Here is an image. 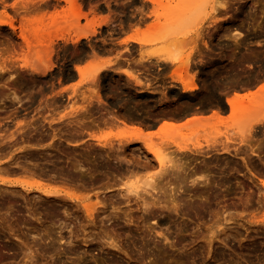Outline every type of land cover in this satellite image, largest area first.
I'll return each mask as SVG.
<instances>
[{
    "label": "rangeland",
    "instance_id": "rangeland-1",
    "mask_svg": "<svg viewBox=\"0 0 264 264\" xmlns=\"http://www.w3.org/2000/svg\"><path fill=\"white\" fill-rule=\"evenodd\" d=\"M219 1L222 4L226 3L224 8L226 11L224 9L220 11V7H217L221 4ZM58 2L63 4L61 7L66 8L65 2L61 0ZM165 2L168 6L164 7L160 18L156 19L150 15V11L153 9L152 4H150L149 18L142 25L136 27L139 31H143L147 25L150 27L156 21V25H159L160 22V29H158V32L156 31L161 33L159 41L150 44H138L133 41L123 42L125 38L133 36L136 28L132 27L122 36L116 50L109 52L94 50L96 52L91 53L94 56L96 55L94 57L89 53L90 50L84 52V49H81L83 42L90 44L91 41L79 39L77 42L71 43L69 40H53L50 44L54 52L50 55V62L53 67L44 75H38L39 97L33 98L32 92L35 91V88L29 87L24 89L23 98L12 94L8 99L9 118L13 117L11 119L13 124L8 126L6 132L0 131V179L19 183L12 185L8 183L0 184V227L3 225V232H0V234L3 233L2 236H4L0 235V255L2 254V242L6 240L4 239L6 233L12 229L10 233L15 232L14 235L21 240H10L16 244L15 246L20 248L22 245L19 244L29 243V246H33L31 252L36 250L38 253H44V255H42L43 253L35 255L36 261H33L37 264H50L48 263L50 262L48 256L51 255L55 260V264H70L72 256L69 253L70 247L69 245H63V243H56L59 236L65 240L69 236L68 232L72 231L80 240L90 230L89 227L85 228L87 223L84 215L75 211L72 205L76 203L87 205L98 203V209H102L103 212L99 210L96 221H103L106 227H111L113 232L117 233L118 236L114 233L113 239L115 238L116 242L120 240L123 249H128L132 260H136V262L130 261L127 263L122 256L115 255L114 251L108 253L98 251V246L95 243L88 246L80 243L79 252L81 255L79 254V256H82L81 262L83 264H93V259L97 264L115 262L120 264H160V261H162L161 264H264V185H262L264 183V123L254 125L250 136L243 135V137L242 133L237 131L238 128H245L247 124L264 118V90L253 102L251 100L245 104L246 107L249 105L253 107L252 105H254L252 110L250 107L242 106L245 109L240 107L237 115L231 119L226 116L228 115L226 112L228 107L222 102L224 97L235 91L238 93L252 92L256 86L264 85V0H190L189 6H186L188 3L183 2V0H165ZM227 6H229L228 11ZM51 16L48 13L43 17V30L47 34L44 39H51V36L55 34V18ZM103 18L108 23V17L89 18L86 16V18L78 20V26L84 27L91 20L99 21ZM37 20L38 17L25 19V24L23 23L21 27L26 41L29 40L30 44H37L34 46L35 48L38 46L36 51L33 47V51L23 49L13 52L12 55L16 56H14L15 59L13 58V60H16L13 62L14 64H21L24 56L26 62H29L30 65L32 64L36 68L40 67L39 60L36 58L41 48L38 45L39 24ZM71 20V16L69 18L65 17V20H59L60 22L57 24V28H61V34L64 35V38H69L68 36L74 38L70 26ZM156 28L152 29L155 31ZM95 29L98 31L99 27ZM151 31H147V33L151 34ZM235 33H240L238 39L243 40L235 43L236 47L232 44V42L234 43V41H231L232 38L231 40L228 39ZM34 37L38 39L35 40ZM87 39H90V36ZM30 40L32 42L38 40V42L34 41L32 43ZM239 42H241L240 45H237ZM64 49L70 50L68 52ZM72 51H74V54ZM197 51L202 57L197 55ZM149 53L164 58L181 59L182 61H186L185 57L189 55L187 61L188 73L195 76L193 82L197 87L200 85V82L195 79L198 75V69H205L206 66L213 68L214 65H216L214 67L216 68L217 65H223L225 60H229L228 68L230 70L223 72L224 67H217L218 72H216V76L212 77L209 88L205 87L202 91L196 90L180 94L173 86L180 87V90L181 86L173 81L171 77L173 72L177 70L178 63L147 59L145 56ZM232 54H235L234 58L231 57ZM69 56H72L71 59ZM64 58H69V61L65 63ZM209 58L221 62H211V66L202 62L203 60H209ZM107 60L110 63L109 68L107 67L109 70H103L99 73L96 83L86 82L80 86L78 85V87L71 88L72 84L74 85L79 79L74 71L75 65L85 66V72L89 75L93 72V67ZM88 63L92 65H88ZM125 68L129 69L140 80L139 85H135L133 80L120 72ZM29 69L27 71L23 70L26 76L33 73ZM35 74H32L31 78L28 76V78L33 79ZM86 74L85 76H87ZM51 76L54 77L56 84L52 88H46L45 86ZM248 80L251 83H248ZM110 85L114 87L112 88L113 93L111 87H109ZM157 85L162 87H157ZM219 85H225L228 88H221ZM108 88L109 91H107ZM90 90L98 91L101 98L100 102L97 101L94 95L90 94ZM176 91L175 95L171 94ZM217 91L226 93L218 96L216 95ZM82 94L91 96L90 103L82 101ZM189 99L191 101L199 99L198 101L203 102L205 109L201 113L204 116L210 115L213 110L222 112V124L213 126L218 127L227 135L222 134L219 138H217L218 136L213 138L209 135L207 129L201 131L202 136H198L201 134L199 132L198 137L192 136L195 138L190 139L186 129H181L182 134H177L172 139L186 146H190L191 143L200 144L201 149L195 154L205 155L214 152L213 154L218 155L221 152L219 149L228 148V153H222V156L233 155L242 158H183V155L187 152H177L172 144L162 147L161 152L166 156H175L179 161L187 163L188 167L189 165L190 168L193 167L191 168L192 175L188 172L187 181H195L191 189L189 186L187 190L177 192V197L174 194L176 197L174 204L177 201L178 205L181 203L180 209L171 212L170 209L161 210L156 208L158 215H160L155 221L162 220L165 222L164 226L168 231L164 227L165 231L162 228L160 231L163 234L167 231L168 234L165 233V236L169 235L168 238L172 246L174 245V248H168V243L166 245L162 238L155 236L156 242L154 238L146 237L144 234L141 235L144 229H141L142 232H137L135 226L125 224L122 217L123 213L129 212L133 220H138L136 218L139 216L135 206L136 198L133 197L132 192L141 194V190L144 189L149 194L151 193L154 199L161 196V199L168 200L170 198V196L168 198V195H172L173 192L167 190H171L170 187H177V184L173 182V179H170L171 186L163 191L168 186L164 184L166 181L164 180L163 183L158 184L157 189L160 190L159 192L155 191L156 193L143 187L142 179L145 176H152L156 173L155 171H158V167L152 161L151 156L146 154L140 142L127 143L125 139L118 141L112 137L122 130L123 126L120 123H110V121L112 117L120 114L121 118L138 122L140 125L149 124V118H159L155 122V125H157L165 119L161 117L162 113L160 112L163 105H175L177 102L183 101L179 106H187L184 101L191 102ZM68 105H71V107ZM73 106H77L75 108L84 106L86 108L84 114L82 111L79 112L80 114H73L72 110L70 111ZM21 107L23 108V114L19 112ZM123 111H125L124 114ZM188 112V109L184 111L186 115L190 114H187ZM194 112L200 111H193L192 113ZM186 115H179V117L182 116V118H179V122L184 121L186 117H190ZM81 120L86 124L87 121H93L94 124L81 125ZM133 126L139 127L138 124ZM143 127L141 128L144 130ZM87 132L99 138L105 137L108 132H111V138L108 139L105 146L120 149L116 153L118 158H124L129 162L139 161L141 166L146 163L141 162L140 159L137 160L138 158L146 156L151 161L146 166L135 169V173L137 171L136 178H134L135 176H125L116 178L114 181L113 179L108 181L104 174L98 172H106L105 165L109 162L106 159H99V153L104 155L107 148L97 145V140L90 139ZM144 132L146 131L144 130ZM206 134L208 137H206ZM163 138L165 139L166 136L160 134L153 136L150 141L157 146H161L159 143L163 142ZM213 139L217 144L220 142L221 144H211ZM207 142L210 143V151H204L207 149ZM4 143H6V151L3 148ZM70 144H74V146ZM212 145L216 150L211 148ZM248 146L251 147L252 153L248 151ZM110 155L111 158L115 156V154ZM67 158L80 161L83 169L79 172H71ZM201 161L207 163V166L212 165L209 168L208 175H210L211 180L214 179L215 184L210 189L209 187H199L205 175H207L206 170L201 171L202 169H199ZM218 167H221L222 170L221 168L218 170ZM21 182L30 186L39 185L42 189L55 190V196H44L36 188L26 187L23 189L20 187ZM163 185L166 187L163 188ZM119 193L130 197V202L127 203L121 199ZM142 196L145 197L147 202L152 201L148 195L144 196L143 194ZM167 203L169 206L166 205L171 207V203ZM113 209H116L114 213H117V216L121 215L122 217H115V214L112 213ZM49 213L53 214L49 215ZM150 223L151 221H146L145 225L153 226ZM5 226H12L15 230L12 227L5 228ZM35 230H37V233L34 232ZM156 230L158 229L156 228ZM47 237L49 239H45ZM39 238L45 239L47 243L45 242L46 244L42 245L43 242L41 243L42 240L39 242ZM159 239H162L163 243H159L161 241ZM51 240L55 241L53 243L54 247L59 246L57 249L62 251L50 252L45 246ZM159 245H162V247ZM158 246L162 253L159 252ZM139 250L141 254L138 253V256L137 252ZM19 255H10L11 257H8V259H3L0 256V264H24L26 257L20 255V258ZM75 256H72V258L74 259Z\"/></svg>",
    "mask_w": 264,
    "mask_h": 264
},
{
    "label": "bare ground",
    "instance_id": "bare-ground-1",
    "mask_svg": "<svg viewBox=\"0 0 264 264\" xmlns=\"http://www.w3.org/2000/svg\"><path fill=\"white\" fill-rule=\"evenodd\" d=\"M25 1H27V0H25ZM42 5H41V7H40V11H39V16H38V20H37V23L39 24V39L37 38V37H34L35 38V40L36 39H38L39 40V42H38V40L37 41H35L36 43L38 42V45H40V49H39V55H37V57L36 58H38V60H39V65H40V67H38V68H36V67H34L32 64L30 65V63L29 62H26V57H24L23 56V58L24 59H22L21 60V64H19V69H20V71H23L24 69L27 71V69L28 68H30L29 70H30V72H33V73H31L30 74V76L28 75L29 74V72H27L28 74V76L31 78L32 76V74H34V73H36L37 74V76L39 75V74H42V75H44L46 72H48V71H50L51 70V68L53 67V65H52V63L50 62V55L52 54V53H54L53 52V49L51 48V46H50V44L52 43V41L53 40H63V41H67V40H69V41H71V43H75V42H77L79 39H87L89 36H91V35H93L95 32H96V27H100V25H102V24H106L107 22H106V19L105 18H103V19H101V20H91L90 22H88V24L86 25V26H84V27H79L78 26V20L81 18V17H83V18H86V16L85 15H83V14H81L80 13V8H79V6L77 5V1L76 0H61V1H63V2H65L66 3V8H63V7H58L57 5H55V6H53V8H52V11L51 12H49V14L50 15H52L51 17H54L55 18V27H56V29H55V34L53 35V36H51V39H48V38H46V39H44L45 38V36L47 35V34H45V32H44V30H43V17L45 16V15H47L48 14V2H46L47 0H38ZM56 2H58V1H60V0H55ZM168 1V0H167ZM189 1L190 0H183V2H185V3H188L186 6H189ZM149 2L152 4V10L150 11V15H152L153 17H155L156 19L157 18H160L161 16H162V11H163V9H164V7H166V6H168L167 5V3L165 2V0H149ZM220 2V1H219ZM218 2V3H219ZM232 2V1H231ZM166 3V4H165ZM221 3V2H220ZM225 3V2H224ZM227 3H229L228 1H227ZM226 4V3H225ZM225 4H219V5H217V7L219 6L220 7V11H222V9H224L225 8ZM227 5H229V4H227ZM170 6V5H169ZM228 7L229 6H227V11H228ZM176 10V9H175ZM215 10H217V8H215ZM214 10V11H215ZM213 11V12H214ZM218 11H219V9H218ZM224 11H226V9H224ZM172 12V11H171ZM174 12V11H173ZM216 12V11H215ZM175 13H176V11H175ZM72 17V22H71V24H70V26H71V30L73 31L72 33H74V38H71L70 36H68L69 38H64V35L63 34H61V31L62 30H60L61 28L59 27V28H57V24H58V22H60L59 20H65V17H67V18H69V17ZM142 22L143 21H139V22H137L136 23V26L134 25L133 27H139V25L141 24L142 25ZM157 22V21H156ZM156 22L151 26L150 25V27L147 25V27L145 28V29H143V31H139L137 28L135 29V31H134V34H133V36H130V37H127V38H125L124 40H123V42H128V41H133V42H135V43H138V44H146V43H151V42H156V41H159L160 40V34L161 33H157L158 32V29H160V22L158 23L159 25H156ZM4 23H7V22H5V21H3V20H0V24H4ZM8 24H10V23H8ZM25 24V23H24ZM61 24V23H60ZM152 24V23H151ZM11 25V24H10ZM154 25H156V26H154ZM241 25V24H240ZM154 26V27H153ZM11 27V26H10ZM155 27H157L156 29L157 30H153L152 28H154L155 29ZM22 29V28H21ZM24 29V28H23ZM151 29H152V31H151ZM162 29V28H161ZM147 31H151V34L149 33V35H148V33H147ZM157 31V32H156ZM22 32V31H21ZM159 32H160V30H159ZM68 33V32H67ZM70 33V32H69ZM147 33V34H146ZM154 33V34H153ZM21 34V33H20ZM33 34H34V32H33ZM146 34V35H145ZM69 35V34H68ZM150 35H152L151 37H150ZM158 35V36H157ZM147 36H149L148 38H147ZM21 37H22V39H23V41H24V43L26 44V50L27 51H33V47H32V49H31V47H30V42H28V41H26V39H25V36H24V34H21ZM238 37H240V33H235V34H233L232 35V37H228V39H230L231 40V38H232V40L231 41H234V43L232 42V44L236 47V45H235V43H237L238 41H243V40H239L238 39ZM199 38V37H198ZM200 39H201V37H200ZM238 39V40H237ZM31 42H32V40H30ZM34 41L32 42V43H34ZM40 41H41V43H40ZM68 41V42H69ZM245 41V40H244ZM44 42V43H43ZM29 43V44H28ZM240 43L241 42H239V44H237V45H240ZM204 44V43H203ZM35 45H37V44H35ZM34 44H33V46H35ZM64 46V45H63ZM38 46H36V48H37ZM234 47V48H235ZM36 48L34 47V49H35V51H36ZM238 48V47H237ZM30 49V50H29ZM65 51H68V50H70V49H64ZM75 50V49H74ZM86 51H87V49H85ZM85 50H83L84 52H86ZM89 51V50H88ZM91 51H93V52H91ZM97 51H99V50H97ZM69 52V51H68ZM74 51H72V53H73ZM83 52V53H84ZM96 52V51H95ZM94 52V50L93 49H91L90 51H89V53L91 54V53H95ZM102 52H109V51H102ZM89 53H87V54H89ZM197 53V55L198 56H201L200 55V53L197 51L196 52ZM234 53V52H233ZM63 54H64V52H63ZM74 54V53H73ZM86 54V53H85ZM85 54H83V55H85ZM72 55V54H71ZM92 55V54H91ZM15 56V55H14ZM14 56L12 55H9V57H7V59H13L14 58ZM73 56V55H72ZM72 56H69L70 57V59H71V57ZM92 56H94V55H92ZM96 56V55H95ZM94 56V57H95ZM164 56V55H163ZM234 56H235V54H232L231 55V57L232 58H234ZM16 57V56H15ZM87 57H89V55H87ZM86 57V58H87ZM93 57V58H94ZM147 59H158V60H161V61H168V62H170V63H178V66H177V70H175V72H173V74H172V79H173V81H176L180 86H181V91H182V93H187V92H193V91H196V90H200V91H202V90H204L205 89V86L203 85V83H204V80H200L199 79V75H197L196 76V78L195 79H197L199 82H200V85L197 87V85L193 82V80H194V75L193 74H189L188 73V63H187V61H188V59H189V55L187 56V57H185L186 58V61H182L181 59H176V58H164V57H162V56H160V55H155L154 53H149V54H147L146 56H145ZM202 57V56H201ZM84 58V57H83ZM90 58V57H89ZM184 58V59H185ZM15 59V58H14ZM73 59V58H72ZM62 60V59H61ZM14 61H16V60H14ZM209 61H211L210 60V58H209ZM71 62V61H70ZM18 63V62H17ZM214 63V62H213ZM70 64V63H69ZM90 63H88V65H89ZM210 63H208V65H209ZM87 65V66H88ZM90 65H92V64H90ZM109 65H110V63H109V60H107V61H104V63H100V65L98 64V65H96L95 67H93V72L91 73V74H89V75H87L86 74V72H85V70H86V67L85 66H78V65H75L74 66V71L77 73V75L79 76V79H78V81L73 85L72 84V86H71V88H75V87H78V85L80 86L81 84H83V83H86V82H89V83H96V79H97V76H98V74L99 73H101L103 70H109L108 68H109ZM207 65V64H206ZM202 66V65H201ZM210 66H211V64H210ZM216 65H214V67H215ZM218 66V65H217ZM9 67V69L11 68L10 66H8ZM63 67V66H62ZM108 67V68H107ZM203 67V66H202ZM213 67V68H214ZM65 68V67H64ZM68 68V67H67ZM212 68V67H211ZM210 68V69H211ZM217 68V67H216ZM71 69V68H70ZM69 69V70H70ZM24 70V71H25ZM32 70V71H31ZM68 70V69H67ZM117 70V69H116ZM129 70V69H128ZM126 68L125 69H122V70H120V72L122 73V74H124L127 78H129V79H131V80H133L134 81V83H135V85H139L141 82H140V80L134 75V74H132V72L129 70L128 71ZM23 71V75H25V72ZM65 71V70H64ZM119 71V70H118ZM69 72V71H68ZM72 73V72H71ZM36 74L34 75V76H36ZM85 74L87 75V76H85ZM26 76V75H25ZM27 76V77H28ZM39 76H41V75H39ZM70 76H71V74H70ZM72 76H73V74H72ZM49 77V76H48ZM68 77H69V75H68ZM205 77V76H204ZM208 76H206V78H207ZM24 78H26V77H24ZM30 78H28L29 79V83H32L33 81H34V79H31L30 80ZM255 78H257V77H255ZM254 78V79H255ZM250 80V79H249ZM248 80V81H249ZM257 81V80H256ZM248 83H251V81H249ZM248 85V84H247ZM249 86V85H248ZM109 87H111V85L109 86ZM104 88H106V87H104ZM112 88H114V87H111V92L113 93V90H112ZM221 89V88H220ZM219 89V90H220ZM248 89V88H247ZM246 89V90H247ZM73 90H75V89H73ZM223 90H225V89H223ZM250 90V89H249ZM264 90V85H261V86H259L255 91H247L246 93H238L237 91H235V92H233L232 93V95L231 96H226V97H224V102H223V100H222V102L226 105V107H228V109H227V114L228 115H226L229 119H231V118H234L236 115H237V112H238V110L240 109V107H242V106H245L246 107V105L245 104H247L248 103V101L250 102L251 100V102H253V100L255 99V98H257L260 94H261V92ZM107 91H109V88L107 89ZM175 91V90H174ZM221 91V90H220ZM219 91V92H220ZM105 92H106V90H105ZM116 92V90L114 91V93ZM222 92V91H221ZM107 93V92H106ZM175 93H177V91L176 92H174V93H171V94H174L175 95ZM90 94L91 95H94L95 97H96V99H97V101L98 102H100V100H101V98H100V96H99V94H98V91H96V90H90ZM223 94H225V92H223ZM115 96H116V94H115ZM173 96V95H172ZM82 98V101H88L87 103H90V100H91V96H85L84 94H82V96H81ZM203 97V96H202ZM202 97H200L201 99H202ZM193 98V97H192ZM199 98V99H200ZM188 99V98H187ZM199 99H197V102H198V100ZM200 99V100H201ZM190 100V99H189ZM188 101V100H187ZM191 101V100H190ZM186 102V101H185ZM200 102H202V101H200ZM255 103V102H254ZM202 104V103H201ZM69 107H71V105H68ZM251 105H249V106H247L246 108H248V107H250ZM253 107H254V105H252ZM75 107H77V106H75ZM74 106H73V108H70V111L72 110V112H73V114L74 113H79V112H81L82 111V113L84 114V112H85V109L86 108H84V106L82 107H79V108H75ZM245 107L243 108V109H245ZM253 107H250L251 108V110H252V108ZM202 108H203V106H202ZM249 108V109H250ZM188 109V108H187ZM205 109V108H204ZM203 109V110H204ZM250 110V111H251ZM189 111H192V110H189ZM195 111V110H194ZM197 111H199V110H197ZM249 111V112H250ZM124 112L125 111H123L122 113L124 114ZM202 111H201V108H200V112H197V113H192V112H188L187 114H189V115H186L184 112H183V114L184 115H186V116H190V117H186L185 119H184V121H182L181 123L179 122V118L181 117L182 118V116H180L179 117V115H173V114H170L168 111H166V112H164L163 111V113L161 114L162 116L161 117H163V118H165L163 121H162V123L160 124V126L158 127V129H157V131H154V132H144V130L141 128V127H143L144 125H140L138 122H133V121H128V120H126V119H123V118H121L119 115L120 114H118L117 116H114V117H112L111 118V121H110V123H120V124H122V126H123V128H122V130H120V131H118V133L116 134V135H113L112 137H114L116 140H121V139H125L126 140V142L127 143H129V142H134V141H136V142H140L141 144H142V148L144 149V151L146 152V154H148V155H150L151 156V158H152V161H154L155 163H156V165H157V170L158 171H155L156 173H154L153 175H155V176H145L143 179H142V184H143V187H145V188H149L150 189V191L151 192H159V190L160 189H157L158 187V184H161V183H163L164 182V180H166L165 182H164V184H167L168 186H167V188H164V186L165 185H163V188H164V190L163 191H165V189H169L168 187H170L171 186V183L169 182V180L170 179H173V182H175L176 184H177V187H170L171 188V190L169 189V190H167V191H169V192H173V194L172 195H168V198H169V196H170V198L167 200V199H161V196H160V198L159 197H155L156 196V194L154 195V197H155V199L151 196L152 194L150 193H148L146 190H144V189H142L141 190V194L139 193V192H132L131 194H133V197L134 198H136L135 199V206H136V210H137V212L139 213V216L138 217H136L138 220H133V218H132V216H130L129 215V212H125V213H127V214H125V213H123L124 215H123V217L121 216V215H119V216H121L122 218H123V220H125L124 222H125V224H133L134 226H135V228L137 229V232H142L141 231V229H144L143 230V233L141 234V235H143L144 234V236H146V237H149V238H156L155 236H158L157 238H162L163 239V241H164V243H166V245H167V243H168V245H169V247L168 248H174V245L172 246V243L170 242V240H169V235L168 236H165V233L168 231L167 230V228H165V222L164 221H162V220H158V221H155L156 219H158V217H159V215H158V212L156 211V208H159V209H161V210H169L170 209V211L172 212L173 210H177V209H180V204L178 205V201H177V203L175 202V204H174V201H175V198L178 196H176V193L177 192H180V191H184L185 189L187 190L188 188H189V186H190V189L193 187V183H195V181L193 182V180L190 182V181H187V175H189V174H191V173H193V171L191 170V168H193V167H191L190 168V165H189V167H188V165H187V163H184V162H181V161H179V159L178 158H175V156H172V155H169V156H166L165 154H163L162 152H161V150H162V147L163 146H167V145H170V144H172L173 146H175V148H176V151L177 152H189V153H195V152H199V149H201V145L200 144H198V143H191L190 144V146H186V145H181V144H179V143H177V142H175V140L174 139H172V137L174 138L175 137V135H177V134H182V132H181V129H186V131L188 132L187 134H189L188 135V137L191 139V138H195V137H192V136H197L198 134H199V132L201 133L200 135H198V136H202V132L201 131H206L207 129H208V131H209V135H211L213 138H215V137H217V138H219V136L221 137V135L222 134H224V132L222 131V130H219V128L218 127H216V126H213V125H215V124H222V122H223V120H222V115H223V113L222 112H219V111H217V110H213L212 112H211V114L210 115H208V116H204V115H202V113H201ZM248 112V113H249ZM81 113V114H82ZM87 113V112H86ZM127 114H128V111L126 112ZM125 113V114H126ZM248 113H247V115H248ZM72 113H71V116L73 115ZM76 114V115H77ZM80 114V113H79ZM82 114V115H83ZM115 114V113H114ZM183 114H181V115H183ZM192 114V115H191ZM251 114V113H250ZM159 115V114H158ZM127 116V115H126ZM244 116H245V114H244ZM160 117V116H159ZM244 118V117H243ZM242 118V119H243ZM247 118V117H246ZM159 119V118H158ZM239 119V118H238ZM105 120H107V119H105ZM155 120H157V118L155 119ZM155 120H154V122H155ZM245 120V119H244ZM108 121V120H107ZM252 121V120H251ZM242 122V121H241ZM248 122H249V120H248ZM81 125H93L94 123H93V121L91 122V121H87V124H86V122L84 123V122H82V120H81ZM264 123V118L262 119V120H256V121H253L252 123H250V124H247V119H246V124H247V127H245V128H238L237 129V131L239 132V133H242V136L243 135H251V131H252V128H253V126L254 125H259V124H263ZM134 124H138L139 125V127H137V126H133ZM245 124V125H246ZM151 125V123L149 124V126ZM155 125V124H154ZM154 125H152V126H154ZM192 125H194V126H192ZM209 126V127H207V126ZM212 125V126H211ZM148 125H146L145 124V127H149ZM196 126V127H195ZM207 128H206V127ZM243 126H244V124H243ZM145 127H143V128H145ZM191 127V128H190ZM193 127V128H192ZM187 128H189V129H187ZM224 131H226V130H224ZM223 132V133H222ZM229 133V132H228ZM164 135V136H166V138L164 139L165 140V142L167 141V143H165L164 142V140H163V142L162 143H159V145L161 144V146H157L156 144H154V143H152L150 140H151V138L153 137V136H156V135ZM204 134H205V132H204ZM87 135H88V137L91 139H95V140H97V145H99L100 147H106L105 146V144L107 143V141H108V139H110L111 138V132H108L107 133V135L105 136V137H102V138H99V137H94L95 135H92L90 132H87ZM207 135V134H206ZM205 135V136H206ZM224 135H227L226 133L224 134ZM104 136V135H103ZM197 136V137H198ZM247 136H245V137H247ZM263 136V135H262ZM206 137H208V135L206 136ZM210 137V136H209ZM244 137V136H243ZM216 138V139H217ZM5 139V138H4ZM172 139V140H171ZM226 139H227V137H226ZM174 140V141H173ZM227 142V141H226ZM225 142V143H226ZM103 143V144H102ZM164 144V145H163ZM210 143H208L207 142V144H206V146H207V149L209 150V148H210V145H209ZM211 144H217L216 142H214V139H213V141H212V143ZM219 144H221V142L219 143ZM219 144H217V145H219ZM223 144H224V142H223ZM222 144V145H223ZM70 145H72V146H74V144H70ZM213 146V147H212ZM211 146V148H215L214 147V145H212ZM249 147V146H248ZM107 148V147H106ZM206 149V150H207ZM248 149V148H247ZM246 149V150H247ZM212 150V149H211ZM215 150H216V148H215ZM215 150H212V151H215ZM219 150H221V152H219V153H228V148H222V149H219ZM118 151H120V149H117V148H113V146H109L106 150H105V153H104V155H101L100 153H99V156H100V158L99 159H106V161L107 162H109L108 164H106L105 165V171L106 172H104V171H98V172H100V174H104V176H105V178L108 180V181H111V180H109V179H113V181L116 179V178H119V177H125V176H129V177H134V178H136V175L135 174H137V171H136V173H135V169H137V167H140V168H142V166L144 167V166H146V164L149 162V161H151L150 159H148L146 156H142L143 158H138L137 160H139L140 159V161L141 162H144V163H146L145 165L143 164L142 166L141 165H139V161L137 162H133V161H131V162H129L128 160H126V159H124V158H118V155L116 154ZM210 151V150H209ZM248 151L249 152H251L252 153V149H251V147H249V149H248ZM214 153V152H213ZM216 153V152H215ZM218 153V154H219ZM110 154H115V156H114V158H111L110 156ZM184 155H186V154H184ZM104 157V158H103ZM258 159V158H257ZM67 160H68V162H69V164H70V167H69V170L71 171V172H76V171H80V170H82L83 169V167H82V163L80 162V161H77V160H75L74 158H67ZM260 160V159H259ZM147 161V162H146ZM123 163V164H122ZM201 164H199L200 166H199V169H202L201 171H204V170H206L205 172H207V175H205V177H204V179H203V181H202V183L199 185V187H205V188H208L209 187V189L211 188V187H213L214 186V179L213 180H211V178H210V175H208V173H209V168L212 166L211 164H209V165H211V166H207L208 164L206 163L205 164V162L203 163V161H201L200 162ZM203 163V164H202ZM188 164H189V162H188ZM244 165H246L245 163H244ZM192 166V165H191ZM247 166V165H246ZM216 168V167H215ZM221 168V167H220ZM219 167H218V170L220 169ZM222 168H224L223 166H222ZM222 168H221V170H222ZM197 169V168H196ZM198 170V169H197ZM210 170H212V169H210ZM223 170H226V169H223ZM201 171H199V172H201ZM188 172H190L189 174H188ZM194 172H195V170H194ZM202 173H204V172H202ZM138 174H139V172H138ZM192 175V174H191ZM190 175V176H191ZM226 176V175H225ZM213 177V176H212ZM203 178V177H202ZM18 184L19 182H17V181H8V180H5V179H0V184ZM25 183L24 182H21V185H20V187H22L23 189H25L26 187L28 188H36L37 189V191H39V192H41V194H43L44 196H52V195H54L55 196V190H48V189H42V188H40V186L39 185H35V186H30V185H27V183L24 185ZM197 184V183H196ZM262 185H264V183H262ZM192 186V187H191ZM197 187H198V184L196 185ZM120 187V186H119ZM122 187V186H121ZM120 187V188H121ZM166 187V186H165ZM163 188H161V189H163ZM195 188V187H194ZM193 188V189H194ZM162 191V192H163ZM155 192V193H156ZM161 192V193H162ZM144 194V196L145 195H148V197H150L151 199L150 200H152L151 202H147L146 200H145V197H143L142 195ZM163 194V193H162ZM174 194H175V196H174ZM180 194V193H179ZM119 197H121V199H123L124 201H126L127 203L128 202H130V197H128L126 194L124 195V194H122V193H119ZM73 200H76L75 198H72ZM137 200H139V201H137ZM77 201V200H76ZM181 201V200H180ZM125 202V203H126ZM167 202H170L171 204H170V206L171 207H168L169 205H168V203ZM168 206H167V205ZM183 204V203H182ZM98 203H94V204H92V205H87V204H81V203H76V204H74V205H72L73 206V208H74V210L75 211H77V212H79V213H81L82 215H84V219H85V221H86V225H85V228L87 227H89L90 228V230L86 233V234H84L83 235V238L82 239H78V237H77V235L75 234V233H73L72 231H69L68 232V234H69V236L65 239V240H63V237H61V236H59V238H58V240H57V242L56 243H63V245H69V247H70V254L72 255V256H74V255H76L75 256V258L73 259L72 258V256H71V261L69 262L70 264H83V262H81V258H82V256H79V254H80V252H79V244L81 243L82 245H84V246H88L89 244L91 245V243H95L97 246H98V251H101V252H109V251H114V253H115V255H118V256H122V258H124L126 261H127V263L128 262H136V260H132V258H131V256H130V253H129V251H128V249H125V250H127L128 252H126L124 249H123V246H121V244H120V240L118 239V237H117V239L119 240V245L117 244V242L113 239V237H114V235L116 234L117 235V233H115V231L113 232V229L111 228V227H106L105 226V224L103 223V221H99V222H97L96 221V218H97V215H98V212H100V211H102L103 212V210L102 209H98ZM100 210V211H99ZM116 211V209H113L112 210V213H114ZM174 211V212H175ZM178 212V211H177ZM48 214V213H47ZM53 213H49V215H52ZM67 214V213H66ZM115 214V215H114ZM113 215L115 216V217H118L119 218V216H117L118 214L117 213H114ZM131 214V213H130ZM33 217H34V215H33ZM120 217V218H121ZM121 218V219H122ZM136 218H134V219H136ZM38 221H39V219L38 218H36ZM134 221H135V223H134ZM146 221H151V225H153V226H150V225H145V222ZM112 222H114V221H112ZM111 222V223H112ZM107 223H108V221H107ZM153 223V224H152ZM8 225V224H7ZM2 227H0V232H3V225H1ZM109 226V225H108ZM115 226H117V225H115ZM114 226V227H115ZM119 226V225H118ZM127 227H128V225H126ZM12 227V226H11ZM11 227H6L5 226V228H11ZM113 227V226H112ZM119 227H122V226H119ZM124 228H127V227H125V226H123ZM131 227V226H130ZM167 230L166 232H164L165 231V229ZM4 228V229H5ZM13 228V227H12ZM133 228V227H132ZM156 228L158 229V230H156ZM163 229L162 230V232H164V234L163 233H161V231H160V229ZM14 229V228H13ZM6 230V229H5ZM4 230V231H5ZM12 230V229H11ZM10 230V231H11ZM15 230V229H14ZM115 230V229H114ZM119 230V229H118ZM121 230V229H120ZM126 230V229H125ZM140 230V231H139ZM8 231V230H7ZM6 231V232H7ZM10 231L8 232V233H6V236H5V238L4 239H6V240H4L3 238V240H4V242H2L3 244L1 245V258H3V259H8V257H11L10 255H21V256H23V257H26L25 258V261H24V264H37V262H35L36 261V256H37V254L38 255H41V253H43V252H40V253H38V252H36V250L34 251V252H31L30 250H31V248L33 247H31V246H29L28 244L29 243H26V244H24L23 245V243H21V244H19L20 246L22 245V247H20L19 248V246H15L16 244H14V242L12 243V241H16L17 239H18V237H16L14 234H15V232H13V234L12 233H10ZM122 231H124V230H122ZM130 230L128 229V232H129ZM12 232V231H11ZM34 232H36L37 233V230H35ZM125 232V231H124ZM115 233V234H114ZM3 234V233H2ZM2 234H0L1 236H2ZM17 234V233H16ZM39 234V233H38ZM166 234H168V233H166ZM118 236V235H117ZM144 236H141V237H144ZM2 237H4V236H2ZM145 237V238H146ZM1 239V240H2ZM45 239H49L48 237L47 238H45ZM45 239H41V238H39V242L41 241V243H42V245L44 244H46L47 242H46V240ZM162 239H159V240H161L159 243H163V241H162ZM10 240H12V241H9ZM18 240H20V239H18ZM17 240V241H18ZM114 240V241H113ZM151 240V239H150ZM156 240V239H155ZM21 241V240H20ZM152 242H153V240H151ZM172 241V240H171ZM46 242V243H45ZM55 241H53V240H51V242L47 245V246H45L47 249H49L50 250V252L51 251H53V253H54V251H60V250H58L57 248H59V246L57 247V248H55L54 247V243ZM151 242V243H152ZM156 242H157V240H156ZM16 243V242H15ZM158 243V244H159ZM174 243V242H173ZM78 244V245H77ZM156 244V243H155ZM155 244H153V245H155ZM38 245H40V244H38ZM153 245H152V247H153ZM157 245V244H156ZM164 245V244H163ZM165 245V246H166ZM160 246V245H159ZM158 246V250H159V252H161L162 250L161 249H159L160 247H162V245L159 247ZM134 247V246H133ZM61 248V247H60ZM154 248V247H153ZM156 249V248H155ZM3 250V251H2ZM15 250V251H14ZM62 251V250H61ZM83 252V251H82ZM85 252V251H84ZM157 252V251H156ZM158 252V253H159ZM46 253H48V252H46ZM52 253V254H53ZM56 253H58V252H56ZM55 253V254H56ZM110 253H112V252H110ZM141 254L140 253V250L137 252V254ZM162 253V252H161ZM139 254H138V256H139ZM19 255V257L21 258V256ZM36 255V256H35ZM42 255H44V253L42 254ZM50 255H51V253H50ZM81 255V254H80ZM18 257V258H19ZM22 257V258H23ZM39 257V256H38ZM35 258V259H34ZM48 259H49V261L50 262H48V263H50V264H55V260H53V256L51 255V256H48ZM33 260H35V261H33ZM94 260V259H93ZM92 260V262H93V264H97L96 263V261L94 260L93 261ZM124 260V261H125ZM141 260H142V256H141ZM83 261V260H82ZM10 262V261H9ZM110 262V261H109ZM143 262V261H142ZM18 263V262H17ZM151 263H153V262H151ZM162 263V261H160V264ZM86 264V263H85ZM105 264V263H104ZM108 264H110V263H108ZM111 264H120L119 262H115V263H111ZM150 264V263H149ZM159 264V263H158Z\"/></svg>",
    "mask_w": 264,
    "mask_h": 264
},
{
    "label": "flooded vegetation",
    "instance_id": "flooded-vegetation-1",
    "mask_svg": "<svg viewBox=\"0 0 264 264\" xmlns=\"http://www.w3.org/2000/svg\"><path fill=\"white\" fill-rule=\"evenodd\" d=\"M77 5L80 8V13L87 17H108L107 24H102L99 30L90 36V39H83V41H91L90 44L86 42L82 43L81 49L87 50H100V51H114L119 46V42L122 36L130 30L139 21L145 22L149 18L150 2L149 0H76ZM48 13L52 11L53 6L57 5L61 7L63 4L56 2L55 0H47ZM63 3V2H62ZM41 3L38 0H0V20L7 23L0 24V131L6 132L9 125H12L11 118H9V101L8 99L14 94L16 97H24V89L34 87L35 91L32 92L33 98L39 97V77L33 75L34 81L29 83L27 76L23 75V71H20L19 64H14L13 59H7V56L12 55L13 52L26 49L21 34V27L25 19L38 17ZM83 19V17H81ZM142 22V24H143ZM10 23V24H8ZM11 26V27H10ZM21 33V34H20ZM70 45V44H69ZM32 49L33 44H30ZM66 56V55H65ZM68 56V55H67ZM65 63L69 61V58H64ZM203 60V63H216L221 62L217 59ZM10 66L11 68L9 69ZM229 60H225L223 65L217 66L218 68L224 67L223 72H227L230 69ZM218 72L217 68H200L197 70L200 80H204V86L209 88L211 86L212 77L216 76ZM205 76V77H204ZM206 76H208L206 78ZM26 77V78H24ZM35 83V84H34ZM56 84L54 77L51 76L48 79L46 88H52ZM221 88H228L225 85H219ZM157 87H162L157 85ZM172 87V86H168ZM178 93L183 94L180 87L173 86ZM226 93V92H225ZM216 95H223L221 92H216ZM176 100V99H175ZM185 102V101H184ZM224 102V99H223ZM183 101L177 102V104H167L160 108V112L168 111L169 113L181 115L185 110L203 111L204 105L200 101H186L187 106H179ZM203 106V108H202ZM20 114H23V108H20ZM152 126L158 120L155 118H149ZM155 120V122H154ZM149 123V124H150ZM149 124H146L149 126ZM6 137V134L4 133ZM4 151H6V143L3 145ZM208 151V149L204 150ZM183 158H242L234 157L233 155L222 156L221 153L216 154H195L186 153Z\"/></svg>",
    "mask_w": 264,
    "mask_h": 264
},
{
    "label": "crops",
    "instance_id": "crops-1",
    "mask_svg": "<svg viewBox=\"0 0 264 264\" xmlns=\"http://www.w3.org/2000/svg\"><path fill=\"white\" fill-rule=\"evenodd\" d=\"M132 46V45H131ZM121 76H124V75H122V74H120ZM258 87L256 86L255 87V89L253 90V91H255L256 89H257ZM242 93H246V91L245 92H242ZM241 93V94H242ZM232 94H229V96H231ZM181 123V122H180ZM160 124L161 123H159V124H157V125H155L154 127H145V125H144V130L146 131V132H154V131H157V129H158V127L160 126Z\"/></svg>",
    "mask_w": 264,
    "mask_h": 264
}]
</instances>
